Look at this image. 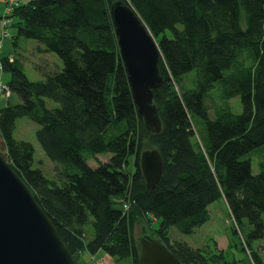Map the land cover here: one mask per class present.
<instances>
[{"label":"trees","instance_id":"trees-1","mask_svg":"<svg viewBox=\"0 0 264 264\" xmlns=\"http://www.w3.org/2000/svg\"><path fill=\"white\" fill-rule=\"evenodd\" d=\"M116 1H3L0 46L9 39L12 51L0 56V71L15 99L0 105V154L78 264L81 253L99 251L114 264H137V224L180 264L212 255L223 264H264V245L250 243L264 239V164L253 174L248 157L264 146V0H120L160 51L162 84L152 91L158 133L133 101L110 15ZM23 38L43 58L30 64L38 80L24 71ZM236 97L240 112L230 103ZM22 117L39 126L35 140L54 165L51 178L33 166V143L14 137ZM151 148L163 167L148 189L139 156ZM216 200L237 228L246 222L239 249L250 263L170 240L171 228L190 235L203 225ZM229 242L226 249L235 247Z\"/></svg>","mask_w":264,"mask_h":264},{"label":"water","instance_id":"water-1","mask_svg":"<svg viewBox=\"0 0 264 264\" xmlns=\"http://www.w3.org/2000/svg\"><path fill=\"white\" fill-rule=\"evenodd\" d=\"M110 15L137 111L144 126L158 133L161 121L152 92L162 84L157 43L128 4L112 3ZM139 165L145 186L153 188L163 167L158 150L144 149ZM138 243L137 264H180L164 244L144 230ZM0 264H77L29 188L1 154Z\"/></svg>","mask_w":264,"mask_h":264},{"label":"rangeland","instance_id":"rangeland-1","mask_svg":"<svg viewBox=\"0 0 264 264\" xmlns=\"http://www.w3.org/2000/svg\"><path fill=\"white\" fill-rule=\"evenodd\" d=\"M15 1L16 0H11L10 2L14 4ZM0 9H2V4H0ZM32 42H34V40H29L24 38L20 42L23 50L22 52L24 55L23 60L26 64L24 71L28 75L27 77L29 79L38 80L39 78L37 74L33 71V69L30 67V64L32 62L37 63L43 61L42 60L43 58L42 59L39 58L37 54H33L32 50L28 48V46H30L29 44H31ZM31 47L33 48V46ZM10 50H12L11 41L9 39H5V42L2 44V46H0V56L3 54H7V52H9ZM191 73H194V71ZM8 78H9V74L3 73L2 78L0 74V105L2 106L7 101L13 102L14 101L13 99H15L14 97H12V95L5 87L4 81H6ZM188 87L192 88L193 86H190L188 84ZM230 103L233 106L236 105V107L238 108L237 112H240V104L238 97L232 99ZM38 128L39 126L30 119L26 117L19 118L17 119L16 122L14 137L16 139L27 140L33 143L35 149V153H34L35 160L33 166L39 167L45 176L51 178L54 165L44 155V153L39 148L35 140V132ZM248 157L251 159L252 173L257 174L260 170V164L262 163L264 164V146L257 149L255 152L250 153ZM208 209H209V219L198 229H196L192 234L184 235L178 232L175 228H171L169 232L170 240H175V239L185 240L188 244H190L194 248L204 247L205 251L207 252V255L216 253V251L218 250L221 251L222 253L224 251L225 259L227 261H232V258L235 257V259H238L239 261H245L247 259L248 263H250L251 258L249 253L246 251L243 252L241 249H239L240 244L244 245L243 239L245 242L244 237L249 231L246 222H243V224L239 228H237L233 220L231 219L226 204L222 200L214 201L211 205H209ZM262 219L264 221V212L262 214ZM157 226H158L157 222L152 223L153 228H157ZM233 226L236 227L235 228L237 231L236 235L232 233ZM143 230L146 231L148 234H151V232L149 233L147 226L143 227L142 224H137L135 227L136 237L139 236V234ZM241 236L243 237V239ZM229 241H231V243H234L235 247L233 246L232 248L226 249ZM250 243L251 246H253V248L256 247L258 248L259 246L258 249H261L260 246L264 245V239H261L260 241L258 240L251 241ZM79 256L80 257H78V262L80 264H114V261L110 258V256L106 255L102 251H99L93 257L89 256L88 254H82V253ZM210 257L212 258L210 259L211 261L209 260V258H207V262L204 261V263L202 264H215V263L223 264L221 260L214 258L213 255ZM122 263L130 264V261L127 258Z\"/></svg>","mask_w":264,"mask_h":264},{"label":"crops","instance_id":"crops-1","mask_svg":"<svg viewBox=\"0 0 264 264\" xmlns=\"http://www.w3.org/2000/svg\"><path fill=\"white\" fill-rule=\"evenodd\" d=\"M3 1L4 0H0V4H2V9H0V15L2 14V12H3V8H4V6H3ZM19 1H21V2H28L29 0H19ZM12 50H10L9 52H11ZM9 52H7V54H9ZM1 72V71H0ZM1 74V78H2V75H3V73L1 72L0 73ZM9 79V78H8ZM8 79L6 80V81H4L5 83L8 81Z\"/></svg>","mask_w":264,"mask_h":264},{"label":"built area","instance_id":"built-area-1","mask_svg":"<svg viewBox=\"0 0 264 264\" xmlns=\"http://www.w3.org/2000/svg\"><path fill=\"white\" fill-rule=\"evenodd\" d=\"M7 10H8V9H7ZM5 11H6V10H5ZM0 23L3 25V24H6V21H1Z\"/></svg>","mask_w":264,"mask_h":264},{"label":"bare ground","instance_id":"bare-ground-1","mask_svg":"<svg viewBox=\"0 0 264 264\" xmlns=\"http://www.w3.org/2000/svg\"><path fill=\"white\" fill-rule=\"evenodd\" d=\"M9 1H11V0H9ZM58 233V232H57ZM59 235V234H58Z\"/></svg>","mask_w":264,"mask_h":264}]
</instances>
